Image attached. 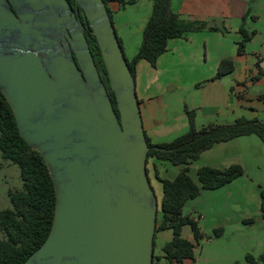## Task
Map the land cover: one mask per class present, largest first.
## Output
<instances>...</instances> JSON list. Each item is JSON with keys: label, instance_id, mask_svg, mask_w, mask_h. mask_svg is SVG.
<instances>
[{"label": "water", "instance_id": "obj_1", "mask_svg": "<svg viewBox=\"0 0 264 264\" xmlns=\"http://www.w3.org/2000/svg\"><path fill=\"white\" fill-rule=\"evenodd\" d=\"M74 1L76 8L68 0H0V92L56 195L49 235L23 264H153L159 203L148 155L173 149L148 144L135 77L104 0Z\"/></svg>", "mask_w": 264, "mask_h": 264}, {"label": "trees", "instance_id": "obj_2", "mask_svg": "<svg viewBox=\"0 0 264 264\" xmlns=\"http://www.w3.org/2000/svg\"><path fill=\"white\" fill-rule=\"evenodd\" d=\"M70 1L72 4L75 3L74 0ZM110 1L104 0L113 23L112 12L108 6ZM118 1L123 6L135 4L139 0ZM246 19L247 16L243 18L240 27L242 40L238 43L239 55L244 54L247 43L254 35L245 29ZM204 30L225 31L208 22L183 19L172 10V0H153L152 13L144 29L140 50L133 60H128L126 57L133 76L136 75V67L140 60H146L155 67L160 56L166 52L169 40L182 38L190 32ZM86 32L95 63L117 111L116 100L110 90L100 48L91 31L88 29ZM119 41L122 45L120 38ZM234 71V61L224 59L220 62L213 80L231 75ZM261 76H264L262 69ZM260 99L264 101V93L261 94ZM194 118V112H189V132L170 144L154 145L147 139L152 148L173 149L170 152L152 149L148 160L155 157L176 166H184L174 180L161 179L157 174L163 185V199L158 212L162 214V219L159 221L157 217L155 238L161 231H172V240L162 247L163 257L168 264H185L188 260L195 263V244L184 238L182 234L185 226L191 227L197 242L205 237L198 223L183 214L186 204L197 198L203 190L220 189L244 175V169L239 165H233L224 170L202 167L197 174L199 183H195L189 175V166L216 144L253 135L264 144V122L262 121L238 119L231 125L210 126L198 131ZM0 152L3 161L19 167L22 181V190L10 193L12 208L0 211V232L5 236L4 240H0V264H23L44 244L49 235L55 214L56 195L52 178L42 156L32 150L21 138L13 111L1 92ZM260 192L261 212L264 215V190ZM214 232L217 237L222 234L221 229ZM155 247L154 239L153 264H159L160 258L155 256ZM261 259L264 261V256ZM247 261L248 264H256L253 256H247Z\"/></svg>", "mask_w": 264, "mask_h": 264}, {"label": "crops", "instance_id": "obj_3", "mask_svg": "<svg viewBox=\"0 0 264 264\" xmlns=\"http://www.w3.org/2000/svg\"><path fill=\"white\" fill-rule=\"evenodd\" d=\"M256 1L172 0V10L179 14L183 19L208 22L212 26L214 25L221 29H225V31L213 32L204 30L201 32H190L182 38L169 40L166 52L160 56L155 67L146 60H140L138 62L135 75L136 93L140 103L146 137L152 144H170L176 139L186 135L190 130L189 112H194L191 108L198 111L195 106L189 107L184 104L183 101L177 103L174 99L177 89L180 88L179 86L185 84L186 81L184 82L183 79L185 80L188 73L185 74V72L179 68L180 63L177 56H175V52L171 53L172 46L175 43L181 45L182 42H186L188 45L192 46H194L195 43L200 45L201 51L198 56H204L202 66L205 70L204 76H207L205 81L217 83L222 80V78L218 80H213V78L217 74L220 62L224 59H231L234 61L235 71L233 75L236 74V77L240 78L243 75V72L246 73V68L243 67L239 70L235 58L247 54V52H244V54L239 55L237 51L238 43L242 40L240 27L245 16H247L245 25H247L248 17L252 16L254 18V16H256V14L253 15L252 12V6ZM108 6L112 12L113 24L117 35L122 42L125 55L128 60H133L140 50L144 29L152 13L153 0H139L135 4H127L123 6L118 0H111ZM133 7L139 11L141 7L144 9V13L137 20L129 14L134 11ZM258 17L259 16H257V18ZM247 30L250 31L249 29ZM256 36L257 33L254 32L253 37ZM169 53H171L172 56H169ZM254 55L257 56L256 63L258 67L264 70V55L256 53H254ZM181 56H186L184 51H181ZM199 108L203 120L201 124H195L198 131L210 126L225 125L224 120L226 119V114H219L220 109L209 110L204 107ZM254 137V135L240 137L225 143L216 144L210 150L205 151L197 161L189 166L190 177L195 183H199L197 174L198 170L202 167L224 170L230 166L241 164V157L247 152V150H253V148L258 149L260 146L258 140ZM150 159H152L151 168L149 164ZM150 159L147 164L150 182L152 172L154 173L155 179L161 183L157 174L161 179L174 180L184 168L182 165L176 166L169 161L160 160L155 157ZM167 163H170L173 166H169ZM194 165H196V167ZM194 176L195 178L197 176V182L196 179H194ZM236 180L217 190H203L197 198L190 200L186 204L183 214L196 221L200 230L204 233L203 229L206 228L205 222L207 220V207L200 202L201 197L209 198L210 196H216L220 197L219 200L222 199L228 201V198L224 199V196L229 194L225 193V191L227 187H230L236 182ZM161 186L163 193L162 183ZM161 232L157 233V238ZM182 234L184 238L195 244L196 249V245H199L200 242L195 240L191 227L185 226ZM159 264H168L163 255L160 258ZM185 264L195 263L188 260Z\"/></svg>", "mask_w": 264, "mask_h": 264}, {"label": "rangeland", "instance_id": "obj_4", "mask_svg": "<svg viewBox=\"0 0 264 264\" xmlns=\"http://www.w3.org/2000/svg\"><path fill=\"white\" fill-rule=\"evenodd\" d=\"M252 7L253 15L256 16L248 17L244 27L252 34L256 32L257 36L247 43V54L235 58L239 70L246 68V73L243 72L240 78L232 74L217 83L205 81L207 76H204L202 66L204 56H198L200 45L195 43L192 46L182 42L181 45L175 43L172 46L171 53L175 52L179 68L185 74L188 73L183 79L185 84L179 86L174 99L177 103L183 101L189 107L195 106L198 109L191 108L195 113V124H201L203 120L199 107L220 109L219 114H226L225 125H231L238 119L264 122V101L260 99L264 93V76H261V69L256 63L257 56L254 55H264V0H257ZM143 13L144 9L141 7L140 11L134 8L129 14L137 20ZM181 51L186 56H181ZM171 53L169 56H172ZM254 138L258 140L260 149H249L242 155L241 164L238 165L244 168V175L227 187L225 193L229 194L224 199L228 198V201L219 200L220 197L215 195L200 199L207 207V220L206 228L203 229L205 237L196 245L195 264H248L249 255L256 259V264H264L261 259L264 256V215L261 212L260 196V191L264 190V144L257 136ZM149 164L151 168L152 159ZM194 179L197 182V176ZM151 183L161 208L162 186L153 172ZM20 190L22 181L19 167L3 161L0 152V211L12 208L10 193ZM161 217V213H158L159 221ZM217 229L222 230L218 237L214 232ZM172 236V231L167 230L156 237V257H162V246L170 242ZM4 239V234L0 232V240Z\"/></svg>", "mask_w": 264, "mask_h": 264}, {"label": "flooded vegetation", "instance_id": "obj_5", "mask_svg": "<svg viewBox=\"0 0 264 264\" xmlns=\"http://www.w3.org/2000/svg\"><path fill=\"white\" fill-rule=\"evenodd\" d=\"M69 1V3L73 6V8H76V4L75 3H73L72 4V2L70 1V0H68ZM81 21H83V19L81 18ZM87 33V32H86ZM101 74V73H100ZM103 79V78H102ZM107 87V86H106ZM108 89V88H107ZM109 91V90H108Z\"/></svg>", "mask_w": 264, "mask_h": 264}]
</instances>
